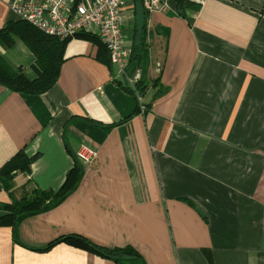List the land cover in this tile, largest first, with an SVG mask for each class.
<instances>
[{"label": "crops", "instance_id": "0c3cea01", "mask_svg": "<svg viewBox=\"0 0 264 264\" xmlns=\"http://www.w3.org/2000/svg\"><path fill=\"white\" fill-rule=\"evenodd\" d=\"M13 1L0 0V30L19 21ZM122 1L123 44L137 47L123 73L76 37L46 93L0 86V169L35 157L10 194L0 182V205L58 190L79 147L97 151L74 192L18 225L19 244L0 227V264H116L63 243L36 251L68 235L145 264H264V0H205L186 19L178 0L141 19ZM0 55L35 77L21 41Z\"/></svg>", "mask_w": 264, "mask_h": 264}, {"label": "trees", "instance_id": "16d2710c", "mask_svg": "<svg viewBox=\"0 0 264 264\" xmlns=\"http://www.w3.org/2000/svg\"><path fill=\"white\" fill-rule=\"evenodd\" d=\"M137 2L136 15L138 19H141L146 16V13L142 8V1L138 0ZM199 9L198 5L187 0H178L175 7L176 15L182 19H186L188 13H196ZM77 38L96 45L99 49V57L106 55L107 57L104 60L108 63L107 50L96 36L81 34ZM18 40L24 43L35 58L31 67L35 77L33 79L28 78L21 68L13 67L0 55V86L9 91L25 95L37 96L46 93L57 81L60 68L64 62V49L69 39L60 40L56 37L45 35L21 20L7 22L4 28L0 30V47L9 49ZM136 53L137 47L134 49L132 46L129 62L137 58ZM154 87H157L156 84H154ZM145 88L141 83L136 85L137 91L142 92ZM125 90L133 93L130 88H125ZM163 91L158 89L155 95L161 94ZM34 160L35 157L30 158L23 151H20L0 169V182L6 190H9L10 181L16 173H29L30 164ZM82 176L83 166L75 157L72 168L66 173L65 180L58 190L41 191L33 189L19 200H14L10 204L0 205V211L3 212L0 216V227L11 228L12 240L14 243L19 244L16 237L18 225L24 219L43 213L62 203L66 197L76 190ZM50 200H52V205L44 209L43 206ZM60 243L89 252L102 259L111 260L116 264H145L144 260L131 247L107 249L76 235L60 237L51 242L45 249L36 251L44 252Z\"/></svg>", "mask_w": 264, "mask_h": 264}, {"label": "built area", "instance_id": "2783aa9c", "mask_svg": "<svg viewBox=\"0 0 264 264\" xmlns=\"http://www.w3.org/2000/svg\"><path fill=\"white\" fill-rule=\"evenodd\" d=\"M142 1L148 12L161 11L166 6L165 0ZM187 1L201 6L205 0ZM123 6L122 0H14L10 9L19 20L60 40L81 34L96 36L111 63L123 73L131 56V49L123 44ZM75 157L82 164H92L97 151L82 145Z\"/></svg>", "mask_w": 264, "mask_h": 264}, {"label": "water", "instance_id": "95a60500", "mask_svg": "<svg viewBox=\"0 0 264 264\" xmlns=\"http://www.w3.org/2000/svg\"><path fill=\"white\" fill-rule=\"evenodd\" d=\"M51 204H52V200L48 201V202L43 206V208L45 209V208L49 207Z\"/></svg>", "mask_w": 264, "mask_h": 264}, {"label": "rangeland", "instance_id": "374dc122", "mask_svg": "<svg viewBox=\"0 0 264 264\" xmlns=\"http://www.w3.org/2000/svg\"><path fill=\"white\" fill-rule=\"evenodd\" d=\"M3 188H4V190H6L5 187H4V185H3ZM6 191L8 192V194H10V188H9V190L7 189ZM9 204H10V203H9ZM4 205H5V204H4ZM51 205H52V204H51ZM51 205H50V206H51Z\"/></svg>", "mask_w": 264, "mask_h": 264}]
</instances>
